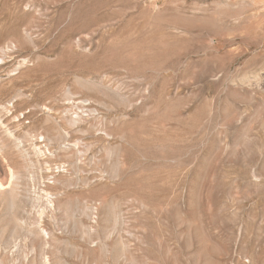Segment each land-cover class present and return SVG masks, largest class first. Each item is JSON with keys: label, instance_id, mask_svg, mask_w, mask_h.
I'll return each instance as SVG.
<instances>
[{"label": "rangeland", "instance_id": "374dc122", "mask_svg": "<svg viewBox=\"0 0 264 264\" xmlns=\"http://www.w3.org/2000/svg\"><path fill=\"white\" fill-rule=\"evenodd\" d=\"M0 56V264H264V0H0Z\"/></svg>", "mask_w": 264, "mask_h": 264}, {"label": "bare ground", "instance_id": "6f19581e", "mask_svg": "<svg viewBox=\"0 0 264 264\" xmlns=\"http://www.w3.org/2000/svg\"><path fill=\"white\" fill-rule=\"evenodd\" d=\"M8 48L9 47H6V49H7V51H8ZM12 48V47H11ZM11 51V50H10ZM2 61V59H1V56H0V62ZM68 95V94H67ZM69 96V95H68ZM68 99H69V97H68ZM65 102V101H64ZM66 103V110L67 111H70V110H82L83 109V107L86 105V103H85V101H78V102H70V100L68 101V102H65ZM87 106V105H86ZM79 112V111H78ZM68 113H71V112H68ZM67 114V113H66ZM81 114V113H80ZM83 114V113H82ZM69 115V114H68ZM75 117V116H74ZM77 118V117H76ZM68 119H70V118H68ZM79 120V119H78ZM69 122V121H68ZM67 122V123H68ZM75 122V120L74 119H70V123H74ZM70 123H68V124H70ZM77 122H75V124H76ZM75 124H73V125H75ZM71 125V124H70ZM73 125H72V127H73ZM75 127V126H74ZM67 136V135H66ZM58 139H60V138H58ZM53 140V139H52ZM41 141V140H40ZM42 141H44V140H42ZM56 141V140H55ZM62 141V140H61ZM58 142V141H57ZM32 143V142H31ZM42 143V142H41ZM55 143V142H54ZM47 145V144H46ZM50 146V145H49ZM49 146H47V147H49ZM34 147V146H33ZM56 147V146H55ZM63 147V146H62ZM69 148V147H68ZM47 149V148H46ZM34 150L35 151H40V148H34ZM33 151V150H32ZM42 151V150H41ZM46 151V150H45ZM57 151H59L58 149H57ZM56 151V152H57ZM26 152V151H25ZM61 152H62V150H61ZM76 152V151H75ZM40 153H42V152H39V155H40ZM50 152H48V153H46L47 155L49 154ZM23 154H25V153H23ZM43 154V153H42ZM51 154H52V152H51ZM51 154H50V156H51ZM56 154V153H55ZM75 154V153H74ZM77 155V154H76ZM79 155V154H78ZM28 156V155H27ZM36 156H38V154H36ZM43 156V155H42ZM49 156V155H48ZM36 163H37V161H36ZM44 165H46V164H44ZM58 168V167H57ZM46 169V168H45ZM63 170L64 169H58V171H56V172H63ZM65 171V170H64ZM49 178V177H48ZM47 182V181H46ZM50 182V181H49ZM1 187H2V185H0V189H1ZM3 188H5V187H3ZM2 188V189H3ZM6 189V188H5ZM44 192V191H43ZM45 196V195H44ZM34 197H35V195H34ZM37 197V196H36ZM39 197V196H38ZM51 197V196H50ZM41 198V197H40ZM39 198V199H40ZM53 198V197H52ZM39 199H37V200H39ZM48 200L50 199V198H47ZM46 199V201L48 202V200ZM37 200H35V202L37 201ZM42 200H44V199H42ZM31 201H33V200H31ZM45 201V200H44ZM50 201V200H49ZM37 202H39V201H37ZM45 204H46V202H45ZM52 204V203H51ZM35 205H37L36 203L34 204V206ZM40 205V204H39ZM50 205V204H49ZM45 206V205H44ZM50 207V206H49ZM49 207H47L48 209H49ZM40 208V207H39ZM43 211H44V207H43ZM42 215H40L39 217H41ZM38 217V218H39ZM40 219V218H39ZM40 222V221H39ZM39 225H40V223H39ZM40 227V226H39ZM31 229V228H30ZM36 229V228H35ZM41 230V229H40ZM36 231H37V229H36ZM28 233H30L29 235L30 236H32L31 234V231L30 232H28ZM40 235H41V237H47L46 235H47V233L45 234V233H43V232H41L40 233ZM44 239V238H43ZM45 243H47V242H45ZM45 248H46V245H45ZM43 256H45V255H43ZM40 258V257H39ZM44 259V258H43ZM26 261V260H25ZM29 262V261H28ZM48 262V261H47ZM47 264V263H46Z\"/></svg>", "mask_w": 264, "mask_h": 264}]
</instances>
